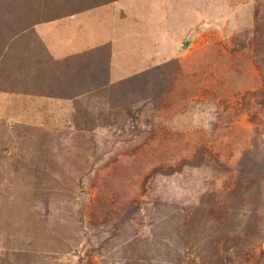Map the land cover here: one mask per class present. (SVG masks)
Masks as SVG:
<instances>
[{
	"label": "rangeland",
	"instance_id": "rangeland-1",
	"mask_svg": "<svg viewBox=\"0 0 264 264\" xmlns=\"http://www.w3.org/2000/svg\"><path fill=\"white\" fill-rule=\"evenodd\" d=\"M105 1L0 0V264H264V0Z\"/></svg>",
	"mask_w": 264,
	"mask_h": 264
},
{
	"label": "crops",
	"instance_id": "crops-1",
	"mask_svg": "<svg viewBox=\"0 0 264 264\" xmlns=\"http://www.w3.org/2000/svg\"><path fill=\"white\" fill-rule=\"evenodd\" d=\"M76 16L77 15L62 16L50 22L37 24L36 29L38 36L53 58L59 59L67 55L83 52L89 48L102 45L106 42L110 43L113 52L115 48V40L119 39L121 42L126 43V40L122 41L124 38H127L125 33L122 34L121 38L117 36L118 39L115 38V40L113 37H105L100 41L97 38V41L94 42L93 28H88L85 24L78 22L77 19H75ZM63 31H67V36L64 39L57 41V38ZM115 35H117L116 31L114 33V36ZM111 58H113V56ZM125 64L128 65L127 61ZM116 73L118 72L115 71V69L113 70L112 67L109 68V77L111 79L116 78Z\"/></svg>",
	"mask_w": 264,
	"mask_h": 264
},
{
	"label": "trees",
	"instance_id": "trees-1",
	"mask_svg": "<svg viewBox=\"0 0 264 264\" xmlns=\"http://www.w3.org/2000/svg\"><path fill=\"white\" fill-rule=\"evenodd\" d=\"M107 1H113V0H106L105 2H107ZM66 14H67V13H66ZM62 16H64V14H61L60 16L55 17V18H60V17H62ZM107 48H108V54H107V57H106L105 61L107 60V69H108L107 72H109L108 63H109L110 55H111L110 50H109V45H108V44H102V45H99V46H97L95 49H93V50H91V51H89V52H92V51H95V50L102 51V50L107 49ZM94 59H98L100 62L103 60V59H101L99 56L95 57ZM103 62H104V60H103ZM165 64H167V63H165ZM156 67H158V66H156ZM156 67H154V68H156ZM107 72H106V70H105V74H106ZM147 72H148V71H142V72H139V73L134 74V75H132V76H129V77L123 78V79L119 80V82H120V81H127V80L132 79V78H136V76H137V79H139L140 76H143V75L146 74ZM98 73H99V70H98ZM107 79H108V76H107V78H106V81H107ZM137 79H136V80H137Z\"/></svg>",
	"mask_w": 264,
	"mask_h": 264
},
{
	"label": "water",
	"instance_id": "water-1",
	"mask_svg": "<svg viewBox=\"0 0 264 264\" xmlns=\"http://www.w3.org/2000/svg\"><path fill=\"white\" fill-rule=\"evenodd\" d=\"M190 40H191V38L188 37L187 40L184 41V43H183V48H186V47H187V45L189 44Z\"/></svg>",
	"mask_w": 264,
	"mask_h": 264
}]
</instances>
